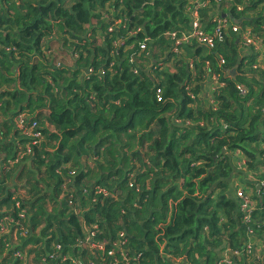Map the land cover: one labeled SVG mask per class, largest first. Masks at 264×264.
I'll return each mask as SVG.
<instances>
[{"label":"trees","instance_id":"trees-1","mask_svg":"<svg viewBox=\"0 0 264 264\" xmlns=\"http://www.w3.org/2000/svg\"><path fill=\"white\" fill-rule=\"evenodd\" d=\"M196 1L0 0V264H264V0Z\"/></svg>","mask_w":264,"mask_h":264},{"label":"built area","instance_id":"built-area-1","mask_svg":"<svg viewBox=\"0 0 264 264\" xmlns=\"http://www.w3.org/2000/svg\"><path fill=\"white\" fill-rule=\"evenodd\" d=\"M199 4H204V2H201ZM189 8V7H188ZM191 9V8H189ZM215 23H216V27L214 29V34L213 35H209L207 34L202 27L201 21L197 15V12L195 11V9H193L192 12V23H191V30L187 33H182L180 36L177 35L176 32H172L169 33V35L171 36L172 39L175 40V44H174V48H173V52L177 53L179 51L178 47L181 45V43H187L190 42L191 40H196L200 45H204V46H212L214 44V39L215 37H222L223 33L227 30V29H232V31L234 32H239L244 40V45L245 47L254 45L256 49H260L259 44H256V42L253 39L252 36V31L250 29H246L244 30V32L242 31V28L239 25L236 24H232L231 21L226 17H216L214 19ZM141 48L144 49L145 45L141 44ZM263 58V57H262ZM94 72L93 68H90L87 72L88 75H90L91 73ZM214 80L218 79V75H214L213 76ZM161 91L160 89L157 90V99L159 101L162 100L161 97ZM193 96V95H192ZM18 123L20 125V128L24 131V133L28 136H31L33 139H37L38 137H40V132L34 130V128L36 127V123L33 121L28 122L25 119V116H20ZM36 141V140H34ZM264 187V181L260 183V188ZM97 191L101 192L103 191L104 194H106V191L101 188V187H97ZM236 196L239 199L240 203H241V210L247 214V219L249 216V212L255 209V203L252 199V197L246 192V190H244L243 188H237L236 189ZM23 217V215H21ZM7 221L9 222H13V219H1L0 220V227L2 229V231H5L7 229L6 224ZM6 222V224H5ZM87 241L89 243H93L90 239V235L87 236ZM93 247H97L98 244L93 243L92 244ZM59 248V246H57ZM101 247V246H99ZM253 247L252 244H248V249L251 250ZM17 255L19 257L22 258V255L20 253H17ZM75 264H82L80 261H76L74 260ZM230 260L228 258L227 253H223V255L220 257L219 259V264H229ZM41 264H51L48 263L45 259H43L41 261ZM89 264H96L93 262H89Z\"/></svg>","mask_w":264,"mask_h":264},{"label":"crops","instance_id":"crops-1","mask_svg":"<svg viewBox=\"0 0 264 264\" xmlns=\"http://www.w3.org/2000/svg\"><path fill=\"white\" fill-rule=\"evenodd\" d=\"M214 87H215L214 83H211L212 90L214 89ZM206 89H207V94H204L205 101L207 102V104H213L214 103L213 95L209 91L210 86L206 85ZM155 128H157V126H155ZM236 155L239 158V159L237 158V160H238V167H240L241 163L244 160L243 159V155L240 152H238V151L236 152ZM251 173L252 172H248V173L244 174V176L241 175V174L240 175L239 174H235V176L233 177L232 181H233V187L235 188V191L239 187L243 188L244 190H246V192L252 197V199H253V201L255 203V208H256V205L258 204L256 199L259 200V194H260V192H259L260 189H258V186H259L260 183H258L256 178ZM235 196H236V193H235ZM260 248L262 249V245L259 246V249Z\"/></svg>","mask_w":264,"mask_h":264},{"label":"rangeland","instance_id":"rangeland-1","mask_svg":"<svg viewBox=\"0 0 264 264\" xmlns=\"http://www.w3.org/2000/svg\"><path fill=\"white\" fill-rule=\"evenodd\" d=\"M201 5H204V4H199L196 0H195V6H198V7H200ZM61 45H58L57 44V47H60ZM246 47H245V45L243 46V49H245ZM61 51H65L66 50V48L65 47H63V46H61ZM259 186H260V184H259ZM260 192V191H259Z\"/></svg>","mask_w":264,"mask_h":264},{"label":"water","instance_id":"water-1","mask_svg":"<svg viewBox=\"0 0 264 264\" xmlns=\"http://www.w3.org/2000/svg\"><path fill=\"white\" fill-rule=\"evenodd\" d=\"M223 17H226V15L224 14ZM239 61H241V59ZM258 189H260V186H258ZM216 264H219V261Z\"/></svg>","mask_w":264,"mask_h":264}]
</instances>
